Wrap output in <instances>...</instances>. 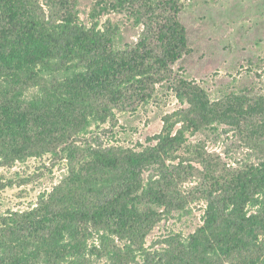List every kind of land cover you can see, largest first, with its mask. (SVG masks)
Instances as JSON below:
<instances>
[{"label":"rangeland","instance_id":"obj_1","mask_svg":"<svg viewBox=\"0 0 264 264\" xmlns=\"http://www.w3.org/2000/svg\"><path fill=\"white\" fill-rule=\"evenodd\" d=\"M176 1L177 15L187 28L189 51L172 64L171 83H158L145 102L113 107L106 122L92 119L68 145L53 152L26 156L9 165H3L0 157V177L6 184L0 189V236L8 248L31 252L27 264H264L262 229H252L251 243L229 254L196 248L193 243L195 238L203 242L209 234L205 226L211 195H225L221 188L226 180L264 162V0ZM45 2L39 0L42 14L47 20L59 19L63 8ZM155 4L156 0H75L74 12L86 28L111 34L115 51L122 54L167 14L151 12ZM181 77L203 86L216 111L206 117L195 114L196 128L178 115L188 107L173 89ZM51 83L45 77L28 81L25 98L44 95ZM5 85L6 79L0 80V92ZM241 105L257 111L236 122L228 108ZM167 127L171 136L181 138L158 160L177 166L174 177H168L151 156L159 151L157 136L165 134ZM71 146L82 152L97 147L125 160L142 159L137 207L147 218L137 226L118 220L99 226L89 223L85 255L62 257L52 251L51 235L38 232L49 233L63 198L77 195L88 200L92 210L100 206L89 187L69 181ZM123 169L105 177L108 181L103 185L114 189L123 185L130 172ZM161 185L172 199L167 206L151 202L144 194ZM257 196L264 200V192ZM255 208L249 204L248 215ZM10 227L17 235L9 232Z\"/></svg>","mask_w":264,"mask_h":264},{"label":"trees","instance_id":"obj_2","mask_svg":"<svg viewBox=\"0 0 264 264\" xmlns=\"http://www.w3.org/2000/svg\"><path fill=\"white\" fill-rule=\"evenodd\" d=\"M74 2L46 0V5L63 8L59 19L47 20L39 0H0V80L6 79L0 92L3 165L53 152L69 143L92 119L106 122L113 107L147 101L158 83L173 81L172 64L189 51L187 28L177 15L180 8L176 0H156L150 11L167 14L122 54L115 51L111 34L80 24ZM43 77L52 80L51 87L44 95L26 99L28 81ZM173 89L178 100L188 105L178 112L180 119L183 117L194 128L195 114L202 117L216 114L207 90L195 80L181 77ZM228 110L229 117L239 122L241 117L253 115L257 108L251 107L250 111L241 105ZM170 131L167 127L165 134L157 136L159 151L151 154L155 161L181 138L171 136ZM69 152L72 161L69 181L75 186L89 187L100 206L92 210L88 200L77 195L63 198L62 209L54 211L56 222L48 229L49 233L38 232L44 237L51 235L50 241L55 245L52 251L62 257L85 255L86 239L91 234L89 223L99 226L118 220L137 226L147 218L137 207L142 195L138 194L142 188L139 180L142 159L125 160L115 152L104 153L97 147L82 152L78 146H71ZM159 163L168 177L175 176L177 166H167L162 160ZM123 168L130 170L123 185L117 189L103 185L108 181L105 177ZM5 186L0 177V189ZM221 189L226 190L225 195L212 194L208 201L205 229L209 234L203 242L195 238L193 243L196 248L229 254L251 243L248 235L252 229L264 232V200L257 196L264 192V162L241 170L226 180ZM144 194L162 206L172 201L168 189L162 185L151 187ZM249 204L256 207L250 215ZM9 232L18 233L13 227ZM6 242L0 236V264H27L31 252L8 248ZM50 253L46 250L47 255Z\"/></svg>","mask_w":264,"mask_h":264}]
</instances>
